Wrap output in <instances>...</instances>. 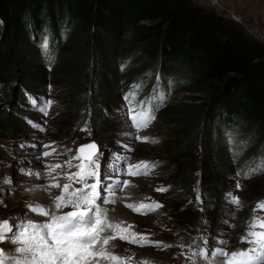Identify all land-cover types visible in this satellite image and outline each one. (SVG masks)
Instances as JSON below:
<instances>
[{"label": "rangeland", "instance_id": "obj_1", "mask_svg": "<svg viewBox=\"0 0 264 264\" xmlns=\"http://www.w3.org/2000/svg\"><path fill=\"white\" fill-rule=\"evenodd\" d=\"M194 1L234 20L231 11H235V21L249 35L264 42V0ZM35 37L40 48L48 50L52 41L48 30L39 32ZM85 37L84 34L77 40L68 38L65 45L57 43L42 66L29 65L25 60L2 63L0 55V118L6 113L5 120L10 119V123L0 126V221L15 223L20 218L33 221L46 219L33 214L26 206L37 202L31 198L32 194L43 193L34 189L35 186L51 183L49 166L65 164L81 145L95 142L98 155L101 154L98 157L101 178L112 174L113 165L124 167L125 162L117 160L118 156L129 158L128 162L132 164L142 160L157 164L146 176L120 175L119 179H128L132 184L117 192L119 199L114 205L102 207H108L112 221L132 224L135 232L146 233L154 241L173 245L167 249L139 247L117 239L111 242V251L121 256H134L133 264L143 260L150 264H193L192 261L197 258L210 259L211 246L226 247L229 252L247 248V244L240 242L246 230V221L252 215L256 202L264 200V170L257 168L264 160V146L257 149L258 144L255 147L252 145L240 152L237 164L226 176L220 177L215 172L207 178L208 182L216 183L215 189L208 194L204 186L206 178L201 175L206 153L198 147L183 152L176 147L183 135L180 121L192 118L208 101L210 91L207 87L184 80L182 69L175 78H171L158 64L149 67L151 59L129 52L120 56L122 58L117 65L119 79L110 83L106 99L100 100L98 96L103 71L97 60L91 62L84 86L80 90L71 89V82L60 71L61 64L66 63L70 56H84ZM129 37L130 34H127L126 38ZM26 82L36 87H30ZM129 93L135 95L129 96ZM126 96L129 98L125 99ZM48 100L53 103L45 115L40 109L42 102ZM146 102L151 104L155 120L148 128L135 130L129 109L133 105L140 109V105ZM96 111L103 115L98 123L92 121ZM223 130H227L226 126ZM239 131L234 139L244 143L249 131L244 128ZM225 134L227 136L221 141L229 147L228 152L235 155L237 152L232 148L235 142L229 134ZM138 136L149 137V140L145 142L137 139ZM44 144L57 149L46 159H42L38 150ZM184 160L189 161L195 172L194 197L179 200L170 187L176 177L175 172ZM67 171L75 172L76 169L65 166L56 169L52 175ZM6 179L9 182L6 183ZM102 181L103 192V186L110 181ZM66 182L60 179L61 184ZM162 187L167 191L156 190ZM58 195L59 189H51V197ZM233 196L239 197V206L231 203ZM51 197L48 195L45 205L51 203ZM141 201H156L163 207L147 215L137 214L125 207V203L138 204ZM220 241H227V244L223 245ZM14 247L10 242L0 243V248L6 251ZM202 252L209 255H202Z\"/></svg>", "mask_w": 264, "mask_h": 264}, {"label": "trees", "instance_id": "obj_2", "mask_svg": "<svg viewBox=\"0 0 264 264\" xmlns=\"http://www.w3.org/2000/svg\"><path fill=\"white\" fill-rule=\"evenodd\" d=\"M46 30L52 40L48 50L35 37ZM84 34V56H70L60 68L71 89L84 86L90 64L97 60L103 71L98 96L106 99L110 83L119 79L120 56L129 52L151 59L149 67L158 64L171 78L182 69L184 80L207 87L208 101L192 118L180 121L183 135L176 147L181 152L198 147L206 153L201 175L208 194L216 185L208 182L212 174L226 176L240 152L264 146V42L238 21L194 0H0L2 63L25 60L42 66L57 43L65 45L68 38ZM5 116L0 126L10 123ZM102 116L96 111L92 121L98 123ZM241 128L249 131L244 143L234 139ZM225 133L235 142V155L221 141ZM175 174L173 194L179 200L193 198L196 179L189 161Z\"/></svg>", "mask_w": 264, "mask_h": 264}, {"label": "snow or ice", "instance_id": "obj_3", "mask_svg": "<svg viewBox=\"0 0 264 264\" xmlns=\"http://www.w3.org/2000/svg\"><path fill=\"white\" fill-rule=\"evenodd\" d=\"M134 95L129 93V96ZM35 103L36 101L33 100V104ZM52 103L51 100L42 102L40 110L46 115ZM129 113L132 124L137 130L148 128L155 120L149 102L140 105L139 111L130 108ZM137 139L147 142L149 137L138 136ZM98 152L96 143L90 142L81 145L65 164L49 166L48 175L51 176V183L40 187L50 197L53 188L59 189L60 195L51 197V203L48 205L39 202L26 205L30 212L46 219L39 222L27 218L17 219L15 223L10 220L0 221V243L10 242L15 245L8 251L0 248V264H133L134 256H121L110 250L112 241L119 239L139 247L154 246L163 249L173 246L163 241H154L146 233L135 232L132 224L112 221L108 209L102 207V205H114L119 199L117 192L123 191L132 184L130 180L114 177L146 176L157 167V164L146 160L132 164L128 162L129 158L118 156L117 160L125 162L124 167L113 165L112 174L105 177L110 182L103 186L102 192ZM51 154L43 153L44 156ZM65 166L68 169L75 168L76 171L52 175L56 169H63ZM257 168L264 170V160L260 161ZM61 178L67 182L61 184ZM5 182L9 181L6 179ZM76 184L80 187H74ZM156 190L167 191L163 187ZM146 199L150 200V198ZM231 203L239 206L241 202L239 197L233 196ZM125 207L137 214L147 215L162 208L163 205L156 201H141L138 204L125 203ZM63 209L70 210L63 211ZM257 213H264V200L256 202L252 215L246 221V230L240 242L247 244V248L232 252L226 247L212 250V256L222 258L220 264H264V215ZM220 243L226 245L227 241ZM180 247L184 246L180 245ZM202 255L207 256L209 253L202 252ZM139 264H150V262L143 260Z\"/></svg>", "mask_w": 264, "mask_h": 264}, {"label": "bare ground", "instance_id": "obj_4", "mask_svg": "<svg viewBox=\"0 0 264 264\" xmlns=\"http://www.w3.org/2000/svg\"><path fill=\"white\" fill-rule=\"evenodd\" d=\"M43 184L42 183H40V184H37L36 186H35V188L34 189H38V190H40V191H43L42 189H41V187L40 186H42ZM31 195V194H30ZM27 197V196H26ZM47 197H48V195H46V193H45V191H43V193H40V192H37V193H35V194H32V196H31V198L32 199H34V200H36L37 202H39V203H41V204H43V205H45V204H47V202H48V200L49 199H47ZM34 203V202H33ZM36 203V202H35ZM104 208H106V209H108V207H104ZM108 211H110L109 209H108ZM30 215V214H29ZM31 216H32V214H31ZM33 217V216H32ZM41 218H42V216H41ZM40 221H43L42 219L40 220ZM118 221V220H117ZM37 222H39V221H37ZM115 222V221H114ZM214 245V244H213ZM214 248L211 246V250H210V252H212V250H213ZM198 259V258H197ZM195 260L194 259V261H192V262H194L193 264H220V261H221V259L222 258H220V257H218V256H210V259H207V260H201V258H199L200 260Z\"/></svg>", "mask_w": 264, "mask_h": 264}, {"label": "built area", "instance_id": "obj_5", "mask_svg": "<svg viewBox=\"0 0 264 264\" xmlns=\"http://www.w3.org/2000/svg\"><path fill=\"white\" fill-rule=\"evenodd\" d=\"M215 3V2H214ZM237 14H236V12L235 11H231V16L233 17V18H235V20L237 19V16H236Z\"/></svg>", "mask_w": 264, "mask_h": 264}]
</instances>
